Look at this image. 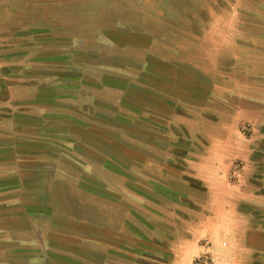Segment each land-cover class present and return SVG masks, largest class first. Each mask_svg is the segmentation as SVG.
Wrapping results in <instances>:
<instances>
[{"label": "crops", "instance_id": "0c3cea01", "mask_svg": "<svg viewBox=\"0 0 264 264\" xmlns=\"http://www.w3.org/2000/svg\"><path fill=\"white\" fill-rule=\"evenodd\" d=\"M41 10L13 29L0 56V264H192L160 244L157 221L191 208L193 179H264L263 73L249 72L247 93L228 86L236 46L209 49L207 17L169 22L120 9L83 36L60 33V17ZM246 123L253 136L242 134ZM199 135L209 143H191ZM150 202L152 222L139 209ZM256 209L234 228L242 264L264 260Z\"/></svg>", "mask_w": 264, "mask_h": 264}, {"label": "rangeland", "instance_id": "374dc122", "mask_svg": "<svg viewBox=\"0 0 264 264\" xmlns=\"http://www.w3.org/2000/svg\"><path fill=\"white\" fill-rule=\"evenodd\" d=\"M188 2L192 3L191 9L186 7ZM103 4L106 9L97 19V7ZM41 9L46 14L53 13L60 17V33L83 36L97 33V26L103 25L105 18L109 16H118L120 9L134 18L143 12L146 17L171 15L169 22L180 13L184 17L188 12L193 18L207 17L211 20L208 25L209 38L206 41L208 48L216 49L219 46L218 50H228L236 46L235 52L239 61L232 71L224 73V82L228 86L235 84L240 87V92L247 93L249 90L242 87H247L246 84L255 79L254 75L249 76V72L263 73L260 77L264 78V0H0V56L6 58L9 53V36L13 29L19 23L24 25V20L40 17ZM149 23L151 27L156 26L155 20H150ZM91 45L92 42L86 43V46ZM220 45L224 47L220 48ZM224 63H232V60L225 58ZM231 118V115L226 114L221 117L223 124L227 123L225 126L232 124ZM198 125L204 133L205 125ZM207 127L209 135L216 134L217 127L213 128L211 123ZM242 131L244 136H251L254 132L252 124H244ZM208 139L203 135L193 136L191 143L201 146L208 144ZM257 150L258 162L264 164V144H260ZM239 165H242L241 162L235 161L234 172ZM247 174L240 185L233 178L214 185H201L196 183L197 179H193L191 208L186 212L178 208L172 215L166 214L157 221L160 231L156 234L160 244L168 250L172 246L173 255L182 262L192 257V264H242L236 254L235 242L239 237L234 228L245 222L243 211H248L249 208L256 206L255 212L264 214L263 176L257 173L250 178V172ZM245 192L251 193L255 199L244 197L239 201L234 197ZM139 209L144 214V219L153 221V218L145 216L152 213V202ZM169 256L170 251L166 257ZM159 259L160 264L168 261L164 257ZM143 260L145 264H158L147 258ZM258 263L264 264V260L258 259Z\"/></svg>", "mask_w": 264, "mask_h": 264}]
</instances>
